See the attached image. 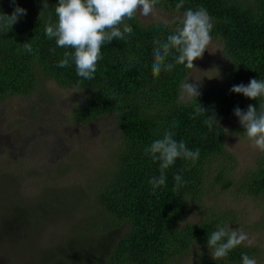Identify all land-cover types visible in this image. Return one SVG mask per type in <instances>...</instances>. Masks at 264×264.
<instances>
[{"label": "trees", "instance_id": "obj_1", "mask_svg": "<svg viewBox=\"0 0 264 264\" xmlns=\"http://www.w3.org/2000/svg\"><path fill=\"white\" fill-rule=\"evenodd\" d=\"M179 2L160 0L156 5L176 15L173 23H146L138 13L126 20L132 33L103 45L94 79L86 80L77 75L74 63L58 67L63 53L73 50L57 47L55 39L49 40L45 34L49 19L53 23L58 19L54 12L58 0H47L48 9L43 8L44 0H0V14L11 15L17 6L26 9V15L11 27H0V103L11 96L28 95L38 90L45 78H52L62 87L83 92L84 101L71 115L74 124H90L105 115H112L118 124L113 153L104 165L106 172L99 174L87 196L75 203L76 208L87 204L100 211L83 224L94 238L79 237L77 249L57 251L59 256L54 258L58 264H173L196 247L202 253L191 264H242V253L257 263L261 259L259 246L243 243L226 257L214 260L207 240L217 226L234 228L238 224L237 214L220 201V192L232 189L237 198L264 199V152L258 151L253 163L237 172V158L227 148L228 133L222 125L227 118L239 121L234 115L236 107L246 111L252 104L259 111L264 102V98L252 100L230 91L251 79L264 80V0H183L178 11ZM199 7L211 18V37L221 45L223 71L218 84L200 90L197 100L185 102L179 98L180 85L187 81L191 69L175 65L154 76L153 41L166 40L179 26L178 18L187 9ZM25 43H31L32 53L25 50ZM168 62L174 63L172 57ZM198 104L206 113L195 115ZM207 115H215L219 122L211 130L204 123ZM169 130L190 150L199 149L200 155L195 162L178 158L165 170L166 184L153 191L149 181L160 175V162L145 155L144 149ZM234 130L245 134L242 125ZM176 174L186 181L180 187L173 179ZM50 189L54 194L43 195L37 210L56 217L61 208L72 209L67 196H55L63 186L49 187L46 192ZM58 201L63 203L57 205ZM85 208L86 215L92 214ZM195 211L201 215L199 220L190 219ZM23 213L33 214L29 210ZM18 219L13 215L9 223L17 234ZM51 252L49 249L44 255Z\"/></svg>", "mask_w": 264, "mask_h": 264}, {"label": "rangeland", "instance_id": "obj_2", "mask_svg": "<svg viewBox=\"0 0 264 264\" xmlns=\"http://www.w3.org/2000/svg\"><path fill=\"white\" fill-rule=\"evenodd\" d=\"M175 16L157 8L153 16L139 14L146 23L155 20L173 23ZM193 63L195 68L190 71L188 83L197 84L199 91L218 84L224 63L219 42L211 39L208 50ZM44 81L30 94L11 96L0 103V221H3L0 223V264H58L59 260L54 258L59 256L57 251L68 247L77 249L75 241L79 237L94 238L93 232L83 229V224L86 218L100 211L87 204L76 208L75 203L77 198L87 196V189L97 183L96 177L106 172L104 165L113 153L118 124L112 115L86 125L74 124L71 115L84 101L82 90L62 87L52 78ZM222 125L228 133L227 148L237 158L235 170L241 172L253 163L260 150L245 134L234 130L235 126H241L238 120L227 118L222 120ZM62 186L55 196H67L72 209L61 208L54 217L35 208L43 195L54 194V189L46 192L49 187ZM70 194L75 195L69 198ZM219 199L237 214L238 224L232 228L242 229L252 244L261 248L257 264H264V199L237 198L232 189L220 192ZM85 207L92 214L86 215ZM45 208L49 206L45 204ZM27 210L33 214L25 215L23 212ZM13 215L19 218L18 234L9 225ZM200 217L197 211L190 214L191 220ZM49 249L50 255H44ZM194 249L188 255L177 257L173 264H191L202 253L201 249Z\"/></svg>", "mask_w": 264, "mask_h": 264}, {"label": "clouds", "instance_id": "obj_3", "mask_svg": "<svg viewBox=\"0 0 264 264\" xmlns=\"http://www.w3.org/2000/svg\"><path fill=\"white\" fill-rule=\"evenodd\" d=\"M15 0H13V3ZM160 0H58L54 6L57 21L49 19L45 34L49 40L55 39L57 47L72 49L65 51L58 67L66 68L74 63L79 77L92 80L97 70V64L102 59L101 49L105 43L113 39L123 40L126 34H131L132 27L125 23L139 13L143 17L155 15L156 5ZM183 7V0L176 4L179 11ZM43 8L48 9L47 0ZM26 15V9L19 6L11 15L0 14V27H11L18 18ZM179 26L166 40H154L152 74L159 76L161 71H171L175 65H184L188 69L195 68L194 61L202 58L211 43V18L207 10L199 7L195 10L187 9L182 17L178 18ZM27 52L32 53L31 43L23 44ZM50 51H55L51 49ZM175 53V55H173ZM172 57L173 62H168ZM195 79V78H194ZM200 81L201 79H195ZM231 92L243 94L245 97L257 100L264 98V80L251 79L247 85H234ZM200 95L198 85L190 84L188 80L181 83L179 98L181 101L197 100ZM206 113L198 104L195 115ZM234 115L244 128V132L254 147L264 152V102L259 105H248L243 111L239 107L234 109ZM192 118H195L193 116ZM204 123L209 130L214 123H218L215 115L208 116ZM145 155H151L154 161H159L160 175L149 181L153 191L166 184L165 170L174 165L178 158L195 162L200 150H190L184 141L174 139L172 131H165L163 137L154 140L144 149ZM176 187L186 181L182 175L173 177ZM247 242L250 246L253 241L242 229H233L229 225L217 226V229L208 236L207 247L211 249L214 260L224 258L229 251ZM242 264H257L255 258L242 253Z\"/></svg>", "mask_w": 264, "mask_h": 264}]
</instances>
